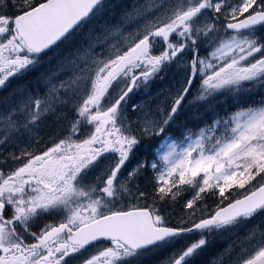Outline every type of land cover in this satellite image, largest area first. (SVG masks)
I'll return each mask as SVG.
<instances>
[{
    "label": "snow or ice",
    "instance_id": "6c2138e0",
    "mask_svg": "<svg viewBox=\"0 0 264 264\" xmlns=\"http://www.w3.org/2000/svg\"><path fill=\"white\" fill-rule=\"evenodd\" d=\"M0 264H264V0H0Z\"/></svg>",
    "mask_w": 264,
    "mask_h": 264
}]
</instances>
